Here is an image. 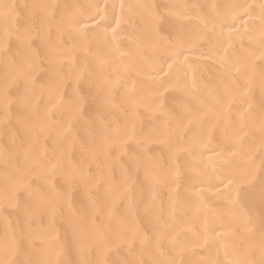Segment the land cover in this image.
<instances>
[{
  "label": "bare ground",
  "instance_id": "obj_1",
  "mask_svg": "<svg viewBox=\"0 0 264 264\" xmlns=\"http://www.w3.org/2000/svg\"><path fill=\"white\" fill-rule=\"evenodd\" d=\"M0 264H264V0H0Z\"/></svg>",
  "mask_w": 264,
  "mask_h": 264
}]
</instances>
